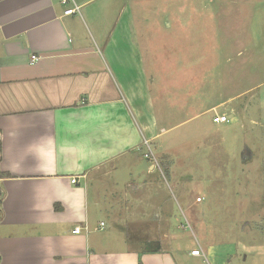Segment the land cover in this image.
Here are the masks:
<instances>
[{
	"label": "crops",
	"instance_id": "0c3cea01",
	"mask_svg": "<svg viewBox=\"0 0 264 264\" xmlns=\"http://www.w3.org/2000/svg\"><path fill=\"white\" fill-rule=\"evenodd\" d=\"M131 3L0 0V170L9 174L0 177V264L205 257L165 248L161 237L137 247L106 233L105 214L114 223L169 221L158 168L142 154L148 139L168 156L156 145L168 130L158 108L165 96L153 89ZM75 4L80 11L66 14Z\"/></svg>",
	"mask_w": 264,
	"mask_h": 264
},
{
	"label": "rangeland",
	"instance_id": "374dc122",
	"mask_svg": "<svg viewBox=\"0 0 264 264\" xmlns=\"http://www.w3.org/2000/svg\"><path fill=\"white\" fill-rule=\"evenodd\" d=\"M131 1L153 89L165 96L168 130L156 145L168 156L156 171L169 221L105 214L106 233L121 245L161 237L165 248L202 249L189 264H264V0ZM216 112L231 122H214Z\"/></svg>",
	"mask_w": 264,
	"mask_h": 264
},
{
	"label": "built area",
	"instance_id": "2783aa9c",
	"mask_svg": "<svg viewBox=\"0 0 264 264\" xmlns=\"http://www.w3.org/2000/svg\"><path fill=\"white\" fill-rule=\"evenodd\" d=\"M79 11H80V6L75 4L74 7H70L67 10H65V13L66 14H74V13H77ZM33 59L36 60L37 57L33 56ZM213 119H214V122H216V123H229L232 120L227 114H219L217 112H216L215 116L213 117ZM143 144L147 148V150L144 152L145 158L149 159L156 168L161 170L158 156H157L156 153L153 152V148H152L151 143L149 142V140L146 139ZM139 150H141V148H139ZM72 181H73V183H76L77 179L73 178ZM197 200L200 201L202 199L200 197H198ZM101 224L104 225L103 222ZM73 232L79 234L81 232V228L80 227H76L73 230ZM192 254L193 255H204V252H203L202 249L196 248V249L192 250Z\"/></svg>",
	"mask_w": 264,
	"mask_h": 264
},
{
	"label": "trees",
	"instance_id": "16d2710c",
	"mask_svg": "<svg viewBox=\"0 0 264 264\" xmlns=\"http://www.w3.org/2000/svg\"><path fill=\"white\" fill-rule=\"evenodd\" d=\"M0 151H1V144H0ZM8 176H9V174L1 172V170H0V177H8ZM1 196H2V191L0 189V198H1Z\"/></svg>",
	"mask_w": 264,
	"mask_h": 264
},
{
	"label": "water",
	"instance_id": "95a60500",
	"mask_svg": "<svg viewBox=\"0 0 264 264\" xmlns=\"http://www.w3.org/2000/svg\"><path fill=\"white\" fill-rule=\"evenodd\" d=\"M160 244V243H159Z\"/></svg>",
	"mask_w": 264,
	"mask_h": 264
}]
</instances>
